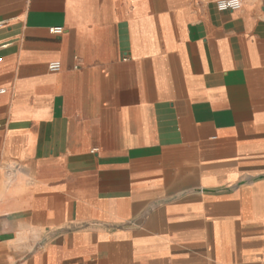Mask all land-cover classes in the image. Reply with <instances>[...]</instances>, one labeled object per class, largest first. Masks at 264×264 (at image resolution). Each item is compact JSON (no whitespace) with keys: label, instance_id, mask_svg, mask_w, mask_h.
<instances>
[{"label":"crops","instance_id":"obj_1","mask_svg":"<svg viewBox=\"0 0 264 264\" xmlns=\"http://www.w3.org/2000/svg\"><path fill=\"white\" fill-rule=\"evenodd\" d=\"M0 125V264H264V0H0Z\"/></svg>","mask_w":264,"mask_h":264},{"label":"built area","instance_id":"obj_2","mask_svg":"<svg viewBox=\"0 0 264 264\" xmlns=\"http://www.w3.org/2000/svg\"><path fill=\"white\" fill-rule=\"evenodd\" d=\"M201 2H211L213 3L219 11H234L239 9L240 7V0H200ZM63 32L61 27L51 28L49 29V33L54 35H60ZM51 72H57L59 70L58 63H51L48 66ZM0 125V130H1Z\"/></svg>","mask_w":264,"mask_h":264}]
</instances>
